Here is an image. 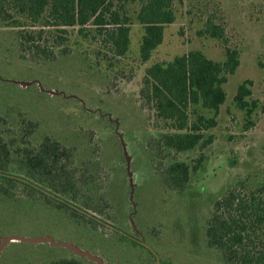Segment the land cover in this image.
I'll use <instances>...</instances> for the list:
<instances>
[{"label":"rangeland","instance_id":"374dc122","mask_svg":"<svg viewBox=\"0 0 264 264\" xmlns=\"http://www.w3.org/2000/svg\"><path fill=\"white\" fill-rule=\"evenodd\" d=\"M125 1L132 24L124 56L94 26H47L49 9L35 23L5 5L18 23L0 16V137L14 149L58 141L74 181L64 193L42 186L50 197L20 184L13 197L0 191V264L69 257L83 264H227L208 246L205 229L221 196L242 183H264V0H173L176 20L148 64L191 50L224 61L227 46L241 59L224 85L218 125L206 132L213 143L185 152L159 147L174 129L141 97L148 68L140 55L142 1ZM210 19L225 26L228 44L203 33ZM246 79L260 101L249 130L234 99ZM176 161L198 166L184 190L164 183ZM17 162L14 171L25 177Z\"/></svg>","mask_w":264,"mask_h":264},{"label":"trees","instance_id":"16d2710c","mask_svg":"<svg viewBox=\"0 0 264 264\" xmlns=\"http://www.w3.org/2000/svg\"><path fill=\"white\" fill-rule=\"evenodd\" d=\"M122 4H118L121 2ZM136 1V0H131ZM137 19L143 24L145 34L140 45L143 61H148L154 50L164 40L165 27L176 20L173 0H141ZM125 0H0V16L7 21L13 18L5 6L7 3L37 23L49 9L46 25L76 27L79 32L94 26L102 42L118 56H124L131 44L132 17ZM212 37L226 38L224 25L210 19L203 32ZM224 61L208 58L201 50H191L177 55L171 61L156 62L147 68L143 79L141 97L156 112V116L169 124L174 132L162 135L159 147L185 152L200 146L206 148L214 141L206 132L218 125L221 106L226 102L225 83L241 64L240 51L226 47ZM252 79L244 80L237 88L235 102L245 110L249 119L245 129L256 125L252 120L260 101L253 99ZM197 107L213 113L207 116ZM191 109L196 115L191 119ZM264 112V105L262 106ZM161 149V148H160ZM68 156L67 149L58 141L46 137L40 147L15 148L0 137V191L15 196L18 184L32 190L31 195H49L42 186L64 193L74 181L73 172L62 162ZM203 157V156H202ZM199 158L198 163L201 162ZM17 158H19L17 160ZM20 161V171H14ZM185 161H176L164 171V183L173 190H184L191 180V170L197 168ZM22 174V175H23ZM230 189L214 204L206 224L205 237L208 246L216 249L227 264H264V183L249 188L242 183ZM64 205V204H63ZM45 264H83L76 257L56 259Z\"/></svg>","mask_w":264,"mask_h":264},{"label":"crops","instance_id":"0c3cea01","mask_svg":"<svg viewBox=\"0 0 264 264\" xmlns=\"http://www.w3.org/2000/svg\"><path fill=\"white\" fill-rule=\"evenodd\" d=\"M3 31V30H0V32ZM151 59V58H150ZM150 59L148 61H150ZM148 61H147V67H150L151 65H153L154 63H151V64H148ZM21 87H24V84L21 85Z\"/></svg>","mask_w":264,"mask_h":264}]
</instances>
